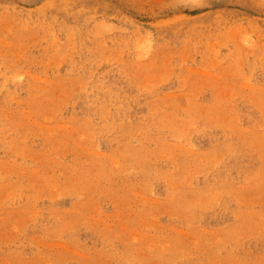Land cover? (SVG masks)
Listing matches in <instances>:
<instances>
[{"label": "rangeland", "instance_id": "1", "mask_svg": "<svg viewBox=\"0 0 264 264\" xmlns=\"http://www.w3.org/2000/svg\"><path fill=\"white\" fill-rule=\"evenodd\" d=\"M0 264H264V0H0Z\"/></svg>", "mask_w": 264, "mask_h": 264}]
</instances>
